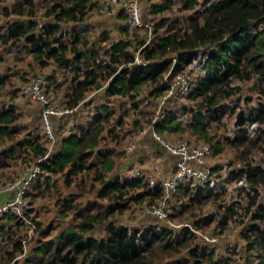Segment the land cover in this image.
<instances>
[{"label": "trees", "instance_id": "trees-1", "mask_svg": "<svg viewBox=\"0 0 264 264\" xmlns=\"http://www.w3.org/2000/svg\"><path fill=\"white\" fill-rule=\"evenodd\" d=\"M44 2L48 4L45 5L43 12L45 21L42 22L36 17L34 0H23L11 11L8 7H3L5 16L14 13L18 16L25 14L26 17H18L6 22L3 26L4 31L0 32V45L10 40L13 45L14 41L22 40L26 51L41 66L47 65L48 60L53 59L62 68L70 67L73 75L69 86L70 93L65 94L67 98L65 107L71 109L79 106L87 110L86 94L96 89H103L106 99H113V105L107 101L97 105L87 125L77 130L72 123L74 130L60 136L58 142L55 141L57 145L52 151L47 144H54L44 133L28 137L25 144L36 159L34 165L38 164L40 168L37 179L40 175L59 172H64L65 176L71 178L97 165L95 179L103 182L100 192L103 195H108L110 192L115 194V204L108 207L109 211L105 210L108 214L124 211L126 203L121 202L122 195L136 189L141 191L130 198L137 202L149 200L148 204L152 205L157 201L165 202L168 196H172L169 193L172 194L174 191L186 197L193 205L200 204L202 198L218 200L221 192L214 191L210 186L211 180L201 182L195 177L186 176L174 188L166 189L164 178L172 176L177 171L180 155L171 152L166 145L160 143L154 137L153 130L165 135L179 131L182 123L176 121L173 110L163 111L164 115L161 118L156 117V113L152 120L149 136L157 141L163 150H154L150 147L147 150L146 146L143 150L144 153L151 155L161 152L165 157L168 170L157 183H152L155 178L151 171L142 174L138 171L137 175H130V178H127L128 174L125 173L123 179L120 176L111 180L105 179L109 172L116 169L115 147L109 146L106 139L115 141L120 134L111 125L120 126L124 123V119L122 120L124 111L120 106L121 102L124 103V97L129 96L132 99V108L137 109L140 101L136 100L135 96L147 86L150 89L148 95L156 101L169 88L173 76L181 71L183 65L196 60L202 68V74L192 86L189 97L192 100L201 99V102L192 113L191 121L183 126H186L187 130L190 128L192 135H198L206 141L210 140L211 137L204 129V118L207 115L223 116L226 113L224 101L241 90V85H237V82L254 79L259 86L260 100L257 101V105L248 106L244 110L235 112L236 107L231 109L230 115L235 114L236 130L227 142L231 146L243 147L250 142L249 134H253L256 141L264 143V0H182L183 9L191 13L176 20L168 16L160 17L152 25L155 32L163 28L164 34L156 40L139 39L140 46L135 48L139 54H135L130 49L131 41H127L122 35L111 44L109 42L108 47H103L98 44L105 42L107 36L99 41L96 39L97 43L94 41V45H91L88 36L83 33L84 30H79L73 25L71 29L62 28L63 24L83 22L89 10L95 6V1L41 0L38 8L42 7ZM112 6L113 4L109 2V8L105 7L107 8L105 13L114 14L110 10ZM116 9L120 34H127L135 28L147 29V26H152L145 18H143L144 26L132 27L125 24L128 14L123 4L119 3ZM161 10L163 6L152 3L150 13H158ZM101 50L104 57L100 55ZM67 53H71L72 57H67ZM173 54H177V58L171 57ZM136 56L139 57L138 60ZM173 58L177 59L175 64ZM87 62L90 64L86 65ZM83 63H86L85 66L82 65ZM189 86L190 82L188 88ZM187 93L188 91L185 94ZM158 105V101L153 104V112L157 111ZM115 113L117 116H114ZM118 113L121 115L118 116ZM70 114L54 120L56 134L64 125V119ZM86 115H90V111H86ZM18 118L19 115L14 108L0 109V144L1 141L12 138L18 133L9 128ZM135 122L131 120L129 124ZM124 134L125 131L122 135ZM131 137L132 133L128 138ZM117 141L120 144V140ZM125 145H128L126 141L123 146ZM0 153L1 166V159L6 155L4 151ZM241 159L243 164L237 170L231 171V178L245 181L244 190L249 198L248 204L251 206L248 211L251 217L243 237L249 245L254 244L255 247L260 248L258 264H264V195L258 200L261 189L264 188V163H254L249 155ZM192 165L197 166L195 162H192ZM142 176H145V180ZM31 185L26 189L24 198H27ZM224 210L225 213L237 214L233 202L226 205ZM155 214L157 215L156 212ZM0 216V218H13L11 220L17 225L21 224L20 221H25L24 217H28L27 212L24 215L15 210L2 212ZM157 216L165 218L171 225L175 224L171 223L168 216ZM223 218L219 220L222 229L229 220L226 214ZM97 219L95 215L85 217L75 225V228L67 229L54 238L40 242L31 255L25 257L20 264H167L163 262L161 254L155 252V243L161 244V248L166 249L172 247L173 242L188 245L187 254L190 259L188 264H229L227 258L215 259L210 247L216 243L207 241L200 235V233L208 234L201 228L202 222L211 221L208 216L194 220L192 223H182V226H178L179 224L173 225L172 228L160 226L159 229L156 225L155 227L147 225L144 229L131 230L127 225L109 222L106 226V236L101 238L89 234L94 229ZM12 225L6 229L5 225L0 224V237L6 236L5 239H9L12 246V249H8L7 246L0 247L5 264H9L23 252L22 238L15 239L16 236L10 231ZM175 229L179 230V234H175ZM178 238L180 240L176 242ZM194 238H198L201 244L190 246ZM173 262L183 264L178 259Z\"/></svg>", "mask_w": 264, "mask_h": 264}, {"label": "rangeland", "instance_id": "rangeland-1", "mask_svg": "<svg viewBox=\"0 0 264 264\" xmlns=\"http://www.w3.org/2000/svg\"><path fill=\"white\" fill-rule=\"evenodd\" d=\"M34 1L36 3L35 7L37 10L35 14L37 19L41 22L45 21L43 12L45 11V5L48 3L44 2L42 3V7L38 8L41 0ZM93 1L96 4L89 10L83 22L63 24L62 28L71 29L73 25L79 30H84L83 33L88 36L91 45H94L93 43L96 39L99 41L104 39V36H107L108 38L105 42L98 44L103 47H108L109 42L111 44L122 35L127 41H131L132 45L130 49L135 54H139L138 51H135V48L140 46L138 43L139 39L151 41L158 39L164 34L165 30L163 28L155 32L156 30H154L153 26L160 17L168 16L176 20L191 13L183 9L182 0H141V5L143 6L142 16L153 25L151 27L147 26V29L135 28L123 35L120 34L117 25L116 8L118 5L113 4L110 7V10L114 13L110 14L105 13V7L109 8L110 0ZM22 2L23 0L0 1V32L4 31L3 26L6 25L7 21H12L18 17H26L25 14L24 16H18L14 13L5 16L2 8L8 7L9 11H11V9ZM152 3L163 6V10L158 13H150ZM24 47L25 43L22 40L19 42L14 41L13 45L12 40L0 45V109L12 107L19 115L18 120L9 126L11 130L14 129L18 133L14 134L12 138L10 137L1 141L0 144V152L4 151L6 155L1 159L0 166V210L3 206L2 204L11 199V195H13V191L1 192V190L6 189L9 183L16 181L22 172L33 167L36 162L35 157L32 155L33 153L29 151L28 146L25 144L26 139L31 135H42L39 120L41 105L28 94L22 92L24 87L36 76H46L49 82L46 87L47 96L51 101L64 106L67 103L65 94L70 93L69 86L73 75L70 67L62 68L53 59H49L47 65L41 66ZM100 52L102 53L100 55L104 57L103 50ZM66 55L69 58L72 57L71 53H67ZM172 56L177 58V54H173ZM89 62L82 65H89ZM173 62L175 64L177 59L173 58ZM183 66L179 73L189 79L190 86L188 93H178L176 97L167 99L162 107V111H167L168 109L174 111L173 114L176 115V121L178 120L182 123L181 129L177 132L166 133L167 135L165 133L161 134L158 131L156 133L161 137L162 141L171 142L185 139L189 141L209 142L213 146V154L208 158V168L212 173L210 186L214 188L215 192H221L220 198L218 200L202 198L200 204L193 205L186 197L174 191L172 194L169 193V195H172L171 197L168 196L166 200L162 199L165 202L161 201V203L157 201L155 202L156 204L153 203L152 205L148 204L149 200L137 202L131 199L130 197L135 196L136 193L141 191V189H136L122 195L123 197L120 200L122 203H126L124 211L108 214L105 210H108V207L115 204V194L110 192L108 195H103L100 192L103 182L95 179V171L98 169L97 165L95 166L96 169H85L76 176H70L71 178L65 176L64 172L49 173L45 174L46 176L40 175L38 179L37 174L30 183L32 185L27 198H24V203L17 204L18 206L14 209L24 215L27 212L28 217H24L25 221L21 219V224L17 225L14 220H11L13 219L11 217L0 218V224L5 225L6 229L13 224L10 231H12L13 236H16V240L20 239V237L22 238L23 252L9 264H20L25 257L31 255L33 249L40 242L54 238L67 229L75 228L77 223L91 215H95L98 219L95 222L94 229L89 234L98 238L106 236V226L109 222L117 225H127L131 230L144 229L147 225L152 227L156 225V228L159 229L160 226L172 228L176 224L192 223L194 220L208 216L211 218V221L209 223L202 222L201 228L210 237L216 238V241L213 242L216 244L210 247L215 259L227 258L229 264H258L260 248L258 249L254 244L249 245L248 241L243 237L245 227L249 224V218L251 217V214L248 212L251 207L248 204L249 198L246 196V191L244 190L246 187L245 181L231 178V171L237 170L243 164L241 158L247 155H249L254 163H264V143L256 141L253 134H249L250 142L243 147H238L237 145L231 146L227 141L229 140L228 138H231L235 134L236 130L234 124L235 114L230 115L231 109L236 107L235 112H237L241 109H246L248 106L257 105V101L260 100L259 86L256 85L254 79L237 82V85H241V90L230 99L224 101L226 102V113L219 117L207 115L204 118V129L208 136L211 137L210 140L206 141L198 135H192L190 128L187 130L186 126H183L191 121L192 113L196 111L201 102V99L192 100L189 97V92L202 74V68L196 60ZM149 92L150 89L144 86L141 93L135 96L137 97L136 100L140 101L137 109L132 108V99L129 96L124 97V103L121 102L120 106H122L121 109L123 108L124 111L122 118V120L124 119V123L120 126H116V124L111 125L120 134L118 138L116 137L115 141L106 139L109 146L115 147L114 160L116 169L109 172L105 179L111 180L116 176H120L123 179L125 173L128 174L126 177L130 178V175H137L138 171H141V174L142 172L151 171L155 178L152 183H157L167 172L168 165L161 152L154 155L143 152L144 146L147 144L143 139L150 137L152 120L159 110V108H156L157 111L153 112V104L156 101L160 102L163 97L162 95L155 101L154 98L148 95ZM104 101L113 105V99H106L103 89L89 91L85 98V108L88 112L90 111V115H86L83 107H79L78 111L76 109L74 114L68 115L63 121L64 125L61 130L57 132L56 141L58 142L60 136L74 130L72 123L75 124L74 128L76 130L79 127L86 126L89 118L95 112L93 111L95 107L101 103H105ZM121 114L118 113V116ZM114 116H117V113ZM131 120L136 122L130 125L129 121ZM124 131L125 134L122 135ZM131 133L132 137L128 138L131 136ZM117 140H120V144ZM125 141L128 145L123 146ZM146 141L151 144V140L147 139ZM57 142L54 145L47 144L50 151L54 149ZM250 143L254 144L250 145ZM150 148H147V150ZM12 150L13 153H11ZM46 177L48 178L46 179ZM142 177L145 180V176ZM68 180L70 181L68 182ZM263 195L264 188L261 189V195L258 200ZM232 202L234 203V210L237 211L236 215L225 213L224 210V207ZM155 212L159 216V213H163L165 217H170L171 223L175 224L171 225L165 218H159ZM1 214L2 212L0 211ZM224 214L229 217V220L225 228L222 229L219 225V220L220 218L224 219ZM178 232L179 230L175 229L176 235L179 234ZM3 237H0V247L7 246L8 249H12L9 239H5L6 236ZM176 240L178 242L180 238ZM199 243L201 244L200 240L194 238L190 246L198 245ZM172 244V247L163 249L161 248V244L155 243V252L161 254L164 263L174 264L173 261L178 259L181 263L188 264V261H190L187 254L188 245L182 242L180 244L173 242ZM0 264H5V258L1 253Z\"/></svg>", "mask_w": 264, "mask_h": 264}, {"label": "built area", "instance_id": "built-area-1", "mask_svg": "<svg viewBox=\"0 0 264 264\" xmlns=\"http://www.w3.org/2000/svg\"><path fill=\"white\" fill-rule=\"evenodd\" d=\"M111 4H123V8L127 12V18L125 19V24H129L132 27L144 26L143 16H142V5L141 0H110ZM107 8H105L106 10ZM124 22L122 24H124ZM147 25V24H145ZM138 60V57H136ZM48 79L46 76L40 75L34 78L28 85L23 89L33 100L37 101L41 105L40 110V120L42 125V133L44 127L46 128V137L50 139L51 143L54 144L56 141V131L55 128L52 129L51 126L53 122L51 116L55 119L62 118L65 114H70L74 112L77 108H64L62 105L57 104L47 96L46 87L48 85ZM189 79L185 75L176 73L172 80L170 81L169 88L163 94L161 101L159 102V110L156 117H162L164 112L162 111L163 104L169 98H173L178 93L185 94L188 90ZM153 135L158 141L166 145V147L173 153L180 155V160L177 163V171L172 176H167L164 178V185L167 190L174 188L175 185L180 181L184 180L186 176L195 177L201 182H207L212 180V173L208 168V158L211 157L213 148L210 143H194L185 139L176 140L174 142L162 141L160 136L153 132ZM192 162L196 163V167L192 165ZM40 168L37 165L29 168L28 170L22 172L16 181L9 183L6 189H2L1 192L13 191V196L8 199L4 204H2L1 212H6L9 210H14L18 205L24 203V193L29 187L31 181L36 177ZM161 217H165L163 213H159ZM178 226H182L179 224ZM200 235L210 242H215L216 238L210 237L208 234L200 233Z\"/></svg>", "mask_w": 264, "mask_h": 264}, {"label": "crops", "instance_id": "crops-1", "mask_svg": "<svg viewBox=\"0 0 264 264\" xmlns=\"http://www.w3.org/2000/svg\"><path fill=\"white\" fill-rule=\"evenodd\" d=\"M147 139H149V141L151 140V144L148 142V141H146ZM143 140H145V142H147V144L145 145L146 146V148H148V147H151L152 149H154V150H163V148L159 145V143L157 142V141H154V139H152V138H150V137H146V138H144ZM157 146H156V145ZM150 145H152V146H150ZM154 147V148H153ZM159 148V149H158ZM167 154V153H166ZM165 153H164V155H166ZM132 165V164H131Z\"/></svg>", "mask_w": 264, "mask_h": 264}, {"label": "bare ground", "instance_id": "bare-ground-1", "mask_svg": "<svg viewBox=\"0 0 264 264\" xmlns=\"http://www.w3.org/2000/svg\"><path fill=\"white\" fill-rule=\"evenodd\" d=\"M39 76H40V75L36 76V78L39 77ZM32 80H33V79H32ZM32 80H31V81H32ZM31 81H30V82H31ZM30 82H29V83H30ZM29 83H28V84H29ZM28 84H27V85H28ZM63 107H64V108H67V107H65V106H63ZM51 120H52V122H53V124H54V120H55L54 116H51ZM41 127H42V125H41ZM51 128L54 129V128H56V126L52 125ZM43 133H44L45 135H47V131H46V128H45V127H44V129H43ZM56 140H57V134H56Z\"/></svg>", "mask_w": 264, "mask_h": 264}, {"label": "clouds", "instance_id": "clouds-1", "mask_svg": "<svg viewBox=\"0 0 264 264\" xmlns=\"http://www.w3.org/2000/svg\"><path fill=\"white\" fill-rule=\"evenodd\" d=\"M136 57H138V56H136ZM139 58V57H138ZM188 91V90H187ZM158 103H159V101H158ZM79 107V106H78ZM78 107H75V108H77V111H78ZM70 109V108H69ZM72 109V108H71ZM76 111V110H75ZM75 111L74 112H72V113H75ZM85 111H87V110H85ZM71 113V114H72ZM153 132H155L154 130H153ZM156 133V132H155ZM157 134V133H156ZM161 138V137H160ZM189 141V140H188ZM160 142V141H159ZM192 142V141H191ZM161 143V142H160ZM194 143H196V142H194ZM198 143H202V142H198ZM207 143H209V142H207ZM212 146V145H211ZM212 148H213V146H212ZM212 154H213V152H212ZM212 156V155H211ZM207 162H208V160H207Z\"/></svg>", "mask_w": 264, "mask_h": 264}]
</instances>
